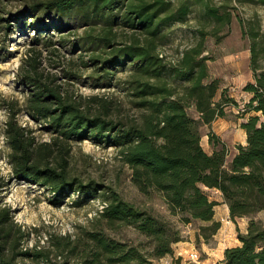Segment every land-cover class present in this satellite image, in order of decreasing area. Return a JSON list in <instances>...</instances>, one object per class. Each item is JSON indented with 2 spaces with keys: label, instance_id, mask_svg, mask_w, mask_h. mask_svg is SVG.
I'll return each mask as SVG.
<instances>
[{
  "label": "trees",
  "instance_id": "obj_1",
  "mask_svg": "<svg viewBox=\"0 0 264 264\" xmlns=\"http://www.w3.org/2000/svg\"><path fill=\"white\" fill-rule=\"evenodd\" d=\"M235 0H37L16 16L15 24L31 27L40 35L58 32L80 66L90 71L92 83L110 84L118 72L127 73L128 90L140 111L133 123L120 115L114 101L99 95L84 97L61 84L58 76L44 77L34 59L21 68L28 96L30 116L47 125L49 142H39L36 130L20 125L10 112L5 135L15 176L36 183L55 195L74 191L101 192L104 208L99 227L87 233L86 243L58 242L50 249H24L25 233L11 215L0 207V264H21L24 260L43 264H153L173 254L180 232L150 212L126 201L121 194L96 182L87 185L70 176V153L77 142L92 138L118 150L120 159L132 171V182L145 196L160 197L171 214L185 224L193 220L210 223L203 237H214L221 229L215 221L218 202L206 189L221 192L230 219L250 220L245 233L238 230L240 245L227 248L221 264H264V225L254 216L264 211V34L258 16L238 18L243 39L250 41V69L254 82L244 91L251 95L244 109L241 128L246 145L228 165L229 148L212 130L227 116L228 106H238L220 79H211L208 39L218 43L230 33ZM239 3L252 0H236ZM264 5V0H260ZM29 19H33L29 22ZM51 20V22H49ZM194 22L193 40L176 60L165 56L167 29L174 23ZM12 24L9 25L8 29ZM68 42L67 32H78ZM48 47L52 41L48 38ZM66 79L77 82L79 72L69 66ZM222 90V92H220ZM194 108L198 118L190 114ZM208 126L207 152L201 127ZM0 182V195L4 188ZM1 200V197H0ZM103 223L106 228L103 229ZM134 226L152 241L150 255L138 247L113 239L105 229Z\"/></svg>",
  "mask_w": 264,
  "mask_h": 264
},
{
  "label": "rangeland",
  "instance_id": "obj_2",
  "mask_svg": "<svg viewBox=\"0 0 264 264\" xmlns=\"http://www.w3.org/2000/svg\"><path fill=\"white\" fill-rule=\"evenodd\" d=\"M37 0H0V182L5 185L0 195V207H7L15 223L25 233L24 249L40 250L50 249L58 242L80 241L85 244L87 233L94 231L99 223L100 213L104 208L101 192L93 194H79L74 191L55 195L50 189L41 184L21 181L15 176L9 159L10 146L5 135L6 123L10 112L17 114L20 125L36 130L39 142H49L51 133L47 125H41L34 120L27 111L26 99L28 91L23 84L21 68L25 63L34 59L35 66L43 76H58L61 84L69 83L72 92L84 97L99 95L114 101L120 110V115L130 122H135L140 114L136 107L137 99L131 96L128 90L127 73L118 72L110 84L92 83L88 76L90 71L80 66L81 59L76 55L87 58V54L80 49L71 53V45L61 40V34L52 32L41 35L31 27L21 28L15 24V17L27 12L31 4ZM219 2L220 0H216ZM260 0L239 3L234 1V19L230 33L218 43L215 39H208V50L212 57L209 62L211 79H220L221 87L229 86V95L233 94L238 100V106H228L227 116L217 121L211 130L224 139L230 149L227 164L229 165L235 153L237 144L246 142V135L240 124L245 122L244 109L249 101L243 99L247 75L250 73L249 51L250 41L243 39L241 25L238 18L250 19L258 16L261 31L264 34V5ZM33 19H29L32 22ZM51 22V20H49ZM12 24L10 29L9 25ZM194 22L189 24L174 23L167 29L168 41L164 48L165 56L176 60L183 50L193 40ZM78 32H67L68 42H76ZM48 38L52 46L48 47ZM69 66L75 68L82 79L77 82L66 79L64 71ZM233 82L237 84L234 85ZM254 82V81H253ZM222 92V90L220 91ZM246 93V92H245ZM190 114L198 118L194 108ZM210 127L202 126L203 146L207 152L212 151L207 137ZM70 176L74 180L87 185L96 182L103 186V192L111 187L122 197L139 209L150 212L153 216L168 222L174 230L180 232L181 241L174 244V252L162 259L154 260L153 264H221L227 248L240 245L238 230L245 232L250 220L247 218L237 220V225L227 216L223 205L215 208V221L222 227L218 233L208 240L203 237L202 228L210 223L193 220L189 224L180 221L179 216L171 214L163 200L154 195L145 196L132 182V171L120 159L118 150L105 141L86 139L73 145L70 153ZM254 218L264 225V211L256 214ZM106 224L103 223V229ZM113 239L118 242L138 247L142 252L150 255L152 241L141 234L134 226L105 229ZM86 241V242H85ZM191 251L199 254V260L190 261ZM72 264H79L71 260ZM21 264H43L24 260Z\"/></svg>",
  "mask_w": 264,
  "mask_h": 264
},
{
  "label": "crops",
  "instance_id": "obj_3",
  "mask_svg": "<svg viewBox=\"0 0 264 264\" xmlns=\"http://www.w3.org/2000/svg\"><path fill=\"white\" fill-rule=\"evenodd\" d=\"M254 80H253V74H252V71H251V69H250V73L247 75V79H246V83L243 85V86H241L242 88L243 87H245L249 82H253ZM233 84L234 85H236L237 83L236 82H233ZM225 88H230L229 86H225ZM243 94H244V96H243V99H245V102L246 101H249L250 100V98H251V95L250 94H248V93H245V92H243ZM232 96L231 97H235L233 94H231ZM237 102H238V100H236ZM227 111V110H226ZM219 120H223V119H218L217 121H219ZM217 121H215L213 124H215ZM244 123V122H243ZM213 127V126H212ZM240 128H241V124H240ZM241 130L245 133V131L241 128ZM216 134V133H215ZM217 135V134H216ZM245 135H246V133H245ZM219 136V135H218ZM208 137V136H207ZM220 138H221V136H219ZM222 139V138H221ZM226 144H227V142L224 140V139H222ZM202 143H203V138H202ZM246 143H247V136H246V142L245 143H241L242 145H246ZM208 144H209V141H208ZM237 145H239V144H237ZM227 146H228V144H227ZM229 148V147H228ZM237 149V148H236ZM229 151H230V149H229ZM212 151H210V153H211ZM237 153H238V151H237ZM237 153H235V155L237 154ZM235 155H234V157H235ZM206 191H207V193L209 194V197H210V199L212 200V201H216V202H218L219 204H225L224 203V199H223V196H222V194H221V192H219V191H217V190H210V189H206ZM224 207H225V210L227 211V217L228 218H230V210H229V207H228V205L227 204H225V205H223ZM217 207V206H216ZM231 220V219H230ZM248 228V227H247ZM247 228H246V231H247ZM245 231V232H246ZM244 232V233H245Z\"/></svg>",
  "mask_w": 264,
  "mask_h": 264
},
{
  "label": "built area",
  "instance_id": "obj_4",
  "mask_svg": "<svg viewBox=\"0 0 264 264\" xmlns=\"http://www.w3.org/2000/svg\"><path fill=\"white\" fill-rule=\"evenodd\" d=\"M190 261L196 262L199 260V254L196 251H191L188 256Z\"/></svg>",
  "mask_w": 264,
  "mask_h": 264
}]
</instances>
